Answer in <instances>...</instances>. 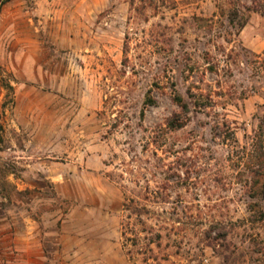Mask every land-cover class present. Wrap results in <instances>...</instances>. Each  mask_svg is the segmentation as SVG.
<instances>
[{"label":"rangeland","instance_id":"374dc122","mask_svg":"<svg viewBox=\"0 0 264 264\" xmlns=\"http://www.w3.org/2000/svg\"><path fill=\"white\" fill-rule=\"evenodd\" d=\"M0 264H264V0L4 3Z\"/></svg>","mask_w":264,"mask_h":264},{"label":"trees","instance_id":"16d2710c","mask_svg":"<svg viewBox=\"0 0 264 264\" xmlns=\"http://www.w3.org/2000/svg\"><path fill=\"white\" fill-rule=\"evenodd\" d=\"M8 1H10V0H4L3 2H1V0H0V9H1V6L4 4V3H6V2H8ZM244 24V23H243ZM181 101V100H180ZM148 105H153L154 104V101L151 99V98H149V100L146 102ZM182 103V102H181ZM183 109L185 110V111H187L188 110V106L185 104V103H183ZM144 114V113H143ZM171 126L172 127H175L174 125H173V123L171 124ZM176 127H178V126H176Z\"/></svg>","mask_w":264,"mask_h":264}]
</instances>
